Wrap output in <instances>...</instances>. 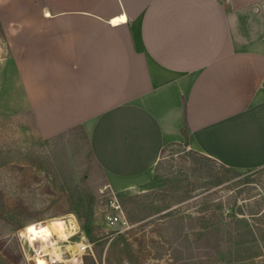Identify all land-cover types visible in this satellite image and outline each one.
Wrapping results in <instances>:
<instances>
[{"label": "crops", "instance_id": "obj_1", "mask_svg": "<svg viewBox=\"0 0 264 264\" xmlns=\"http://www.w3.org/2000/svg\"><path fill=\"white\" fill-rule=\"evenodd\" d=\"M9 4L25 110L44 139L80 130L111 189L131 190L182 130L225 168H264V0Z\"/></svg>", "mask_w": 264, "mask_h": 264}, {"label": "rangeland", "instance_id": "obj_2", "mask_svg": "<svg viewBox=\"0 0 264 264\" xmlns=\"http://www.w3.org/2000/svg\"><path fill=\"white\" fill-rule=\"evenodd\" d=\"M9 1L18 15L32 8L30 0ZM1 23L0 264H264V168L234 171L172 144L131 190L111 189L80 130L40 136L18 85V50ZM111 205L128 223L119 234L103 225ZM84 212L91 240L81 229ZM54 219L65 229L52 235L54 254L35 252L25 229Z\"/></svg>", "mask_w": 264, "mask_h": 264}, {"label": "bare ground", "instance_id": "obj_3", "mask_svg": "<svg viewBox=\"0 0 264 264\" xmlns=\"http://www.w3.org/2000/svg\"><path fill=\"white\" fill-rule=\"evenodd\" d=\"M64 232V224L60 219H54L50 222L49 226L43 223L32 225L25 229L27 241L29 242L30 246H33L32 248L36 247L37 249L41 250V252H48L49 254H54L53 245L55 242L52 238V235L57 234L59 237H63ZM33 250L36 252L35 248ZM39 252L40 251L37 253ZM55 258L57 261L62 262L58 256L55 255Z\"/></svg>", "mask_w": 264, "mask_h": 264}, {"label": "built area", "instance_id": "obj_4", "mask_svg": "<svg viewBox=\"0 0 264 264\" xmlns=\"http://www.w3.org/2000/svg\"><path fill=\"white\" fill-rule=\"evenodd\" d=\"M111 207L113 208L114 211L104 213L103 218H102L103 225L108 230L115 232V234H119L128 229V223L126 219L124 218V216L120 212L119 213L117 212L118 207H114L113 205H111ZM77 248L79 252L85 253V251L89 248V246L83 243H80Z\"/></svg>", "mask_w": 264, "mask_h": 264}, {"label": "trees", "instance_id": "obj_5", "mask_svg": "<svg viewBox=\"0 0 264 264\" xmlns=\"http://www.w3.org/2000/svg\"><path fill=\"white\" fill-rule=\"evenodd\" d=\"M182 137L184 138V146L187 145V133L185 130H182ZM86 141V139H85ZM87 153L91 155L93 158L91 151L88 147ZM94 160V159H93ZM83 210V209H81ZM78 216L82 220V232L91 240L92 239V219H91V214L89 212H84L82 214L78 213Z\"/></svg>", "mask_w": 264, "mask_h": 264}, {"label": "snow or ice", "instance_id": "obj_6", "mask_svg": "<svg viewBox=\"0 0 264 264\" xmlns=\"http://www.w3.org/2000/svg\"><path fill=\"white\" fill-rule=\"evenodd\" d=\"M30 231H31V229H30Z\"/></svg>", "mask_w": 264, "mask_h": 264}]
</instances>
